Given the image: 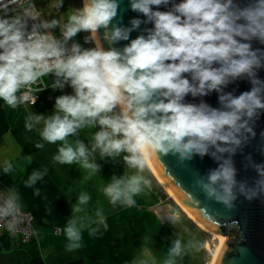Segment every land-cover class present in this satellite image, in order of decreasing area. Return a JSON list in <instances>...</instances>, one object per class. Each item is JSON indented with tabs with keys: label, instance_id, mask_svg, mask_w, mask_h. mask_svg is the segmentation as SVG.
<instances>
[{
	"label": "clouds",
	"instance_id": "obj_1",
	"mask_svg": "<svg viewBox=\"0 0 264 264\" xmlns=\"http://www.w3.org/2000/svg\"><path fill=\"white\" fill-rule=\"evenodd\" d=\"M26 2L21 7L22 0H0V101L11 110L31 106L43 91L37 84L62 92L51 113L30 110L23 128L39 132L36 148L60 142L53 163L84 170L80 179L85 187L76 192L70 215L59 226L65 251L80 249L85 231L95 237L108 228L104 210L92 206L86 188L99 176L97 160L114 163L121 158L134 170L119 177L113 174L101 187L113 207H135L137 196L151 195L153 180L146 174L145 157L162 164L160 158L169 154L181 164L194 155L217 161L206 175H195L194 187L227 210L234 207L238 194L248 200L264 195V163L247 157L258 174L249 186L236 179L232 160L255 136L252 125L264 110V80L257 75L264 67V49L251 44H264V0H249L245 6L235 0H129L130 9L144 19L132 18L128 26L115 22L120 0H82V6H70L63 13L59 9L64 0H49L52 11L47 18L34 10V0ZM162 5L167 10H159ZM149 23L151 27L140 29ZM136 30L141 34L130 39ZM80 32L87 33L83 44L75 39ZM120 41L128 43L114 46ZM237 79H247L250 90L239 95L225 92ZM66 86L71 91L64 93ZM213 91L219 107L185 101L186 96L207 97ZM89 129L90 138L83 135L86 144L80 137ZM3 140L0 175L11 174L17 163L31 164L32 155L21 156L7 136ZM48 172L47 167L33 168L23 180L25 188L45 201L48 197L37 184ZM25 215L15 185L0 191V228L15 235ZM165 220L177 230L166 237L170 246L163 258L157 259L153 238L143 236L131 264H179L203 250V240L193 234L179 209L168 205Z\"/></svg>",
	"mask_w": 264,
	"mask_h": 264
},
{
	"label": "water",
	"instance_id": "obj_2",
	"mask_svg": "<svg viewBox=\"0 0 264 264\" xmlns=\"http://www.w3.org/2000/svg\"><path fill=\"white\" fill-rule=\"evenodd\" d=\"M178 2V0H177ZM240 6H245L249 0H235ZM171 5H168L170 7ZM156 7V6H153ZM159 10L165 11V6H159ZM143 15L132 11L129 7V0H120L118 15L115 22L120 25L128 26L132 18ZM141 24L140 29L151 27ZM102 31V30H99ZM141 34L139 30L130 33V39ZM128 41H120L114 45L122 47ZM107 49L109 45L102 41ZM252 47L264 49V44L253 40ZM257 75L264 80V67L257 70ZM251 84L247 79H237L224 88L225 92H232L234 95L250 90ZM185 101L189 103H208L213 107H219L218 94L213 91L207 97L193 98L186 96ZM255 132L254 137H249L248 141L237 150L232 157L236 168V179L246 181L251 186L258 178L257 172L249 164L247 157H251L254 163H264V110H261L253 123ZM227 155V154H225ZM161 162L148 156L145 160L156 171L160 178L171 189L174 195L191 211V213L202 223L210 232L220 234V241L215 249L210 264H264V195L248 200L243 195L237 196L234 207L230 210L218 202L207 200L204 193L194 187L195 175H206L210 169L218 166V162L209 155L203 157L194 155L193 158L183 164L178 157L171 154L160 158ZM180 187L190 193L200 201L196 204L191 196L181 192ZM214 216L215 221L212 217ZM235 230V235H231L230 230ZM241 249H244L242 252Z\"/></svg>",
	"mask_w": 264,
	"mask_h": 264
},
{
	"label": "rangeland",
	"instance_id": "obj_3",
	"mask_svg": "<svg viewBox=\"0 0 264 264\" xmlns=\"http://www.w3.org/2000/svg\"><path fill=\"white\" fill-rule=\"evenodd\" d=\"M35 8L47 14L52 10L48 7L49 0H34ZM70 6H82V0H64L63 6L59 9L60 13L65 12ZM54 14V13H53ZM87 35L85 32H80L76 36V40L83 44V38ZM85 47L91 46L90 44L84 45ZM53 79L51 74L48 76ZM47 92L62 94L60 90H54L47 87ZM71 89L67 86L63 89L64 93L70 92ZM45 93V92H44ZM44 93L42 95H44ZM45 99V106L49 110L53 108V102L47 96ZM22 109V108H21ZM91 129L81 135V139L87 144L85 136L90 138ZM56 146L55 149L59 147ZM55 146V145H54ZM101 165L99 176H94L92 182L86 185L87 190L92 195V206L102 208L107 216L108 228L101 229L97 236L93 237V244L85 247L86 253H105L104 260L111 261V264H131L132 258L136 255L141 244V237L148 236L153 238L155 247L153 249L157 259H162L166 248L170 246V240L166 237H172V234L177 230L169 222L165 220L168 205L174 206L179 209L184 222L192 230L193 234L198 235L203 240V250L200 253H190L179 262V264H209L212 255L219 244V239L216 238L211 232L203 230L192 219H190L177 203L168 195L165 189L161 186L158 180L154 177L151 170L146 166V174L150 175L153 180V193L151 195L141 194L136 197L137 206L126 208L121 206L113 207L107 201L100 191L101 187L109 181L111 176H122L128 174L130 171L126 168L123 160L117 158L116 162L111 163L106 160H97ZM70 168L76 169L73 172ZM64 171L71 175L66 179V188L74 194L85 185L80 179L84 170H80L78 165L65 167ZM74 195L72 196V198ZM187 237H185L186 239ZM117 257V258H116ZM116 258V259H115Z\"/></svg>",
	"mask_w": 264,
	"mask_h": 264
},
{
	"label": "crops",
	"instance_id": "obj_4",
	"mask_svg": "<svg viewBox=\"0 0 264 264\" xmlns=\"http://www.w3.org/2000/svg\"><path fill=\"white\" fill-rule=\"evenodd\" d=\"M47 80L50 81L51 78L47 77ZM38 87H43V91L37 93L38 100L31 106H21L16 110H11L0 101V145L4 143L3 138L7 136L15 148H20L21 156L31 154L23 149L13 130L17 129L20 131L33 145L41 142L37 130L28 132L23 128L24 118L30 110L37 114L51 113L52 108L48 110L44 104L47 100L45 98L48 96L54 104L55 97L59 95V92L49 95L47 87L43 85ZM43 93L44 95H42ZM56 146H58V143L55 146L44 143V147L38 149L44 155L45 161L32 155L30 165L26 166L24 162L17 163L15 171L9 174L8 177L9 182L13 183L20 192L24 210L30 212L33 216L35 232L38 233V236L35 234V238L39 255L46 264H62L78 257L83 258L86 264H111V261L104 260L105 253L85 252L84 248L93 244V237H90L87 231L84 232L83 246L80 249L72 252L64 249L65 238L60 233L59 226H62L70 215V204L75 203V194L66 188V179L72 172L67 176L64 168L75 164L61 165L53 163L52 156L57 150L55 149ZM41 167L49 169L44 181L37 184V187L41 188L42 194L47 195V201L42 200L41 197L34 196L32 189L23 186V180L27 174L33 168ZM70 169L73 172L76 171V169ZM65 194H71L74 197L69 200ZM4 234L2 228H0V264H28L30 255L26 253L24 247L18 245L15 238H6Z\"/></svg>",
	"mask_w": 264,
	"mask_h": 264
},
{
	"label": "trees",
	"instance_id": "obj_5",
	"mask_svg": "<svg viewBox=\"0 0 264 264\" xmlns=\"http://www.w3.org/2000/svg\"><path fill=\"white\" fill-rule=\"evenodd\" d=\"M13 131H14V134H15L17 140L19 141L20 145L23 147V149L25 151H27L29 154L33 155L34 157L45 161V157L42 154V152L38 148L34 147V145L28 140V138L26 136H24L17 129H14ZM8 177H9V175H0V179L6 185H9V186L14 185L13 183L11 184L9 182ZM230 233H231V235H235V230H233V229L230 230ZM4 237L10 238L6 234H4ZM17 244L20 246H23L26 253H28L30 255L28 264H46L44 262V260L42 259V257L39 255L38 246H37V242H36L35 237H32L29 241H27L25 243L17 241ZM62 264H86V262L83 258L78 257V258L68 260Z\"/></svg>",
	"mask_w": 264,
	"mask_h": 264
},
{
	"label": "built area",
	"instance_id": "obj_6",
	"mask_svg": "<svg viewBox=\"0 0 264 264\" xmlns=\"http://www.w3.org/2000/svg\"><path fill=\"white\" fill-rule=\"evenodd\" d=\"M27 6L26 0H22L21 7ZM36 10V8L34 9ZM29 25L33 23V21H28ZM40 86V84H37L36 87ZM38 100V94H36ZM35 101V102H36ZM7 188V185L0 179V191H3ZM26 215L24 217L23 222L19 226V229L15 235L9 234L6 229H3V232L10 238H15L17 241H20L22 243H25L29 241L32 237H35V228L33 224V216L30 212L25 211ZM58 232V231H56Z\"/></svg>",
	"mask_w": 264,
	"mask_h": 264
},
{
	"label": "bare ground",
	"instance_id": "obj_7",
	"mask_svg": "<svg viewBox=\"0 0 264 264\" xmlns=\"http://www.w3.org/2000/svg\"><path fill=\"white\" fill-rule=\"evenodd\" d=\"M147 166L151 170L154 177L158 180V182L161 184V186L165 189V191L168 193V195L177 203V205L183 210V212L190 218L192 221H194L197 225H199L203 230L208 231L202 223L189 211V209L174 195V193L171 191V189L166 185V183L160 178V176L156 173V171L151 167V165L146 161ZM210 232V231H208ZM216 238L220 240V234L211 232ZM210 264V263H209Z\"/></svg>",
	"mask_w": 264,
	"mask_h": 264
}]
</instances>
